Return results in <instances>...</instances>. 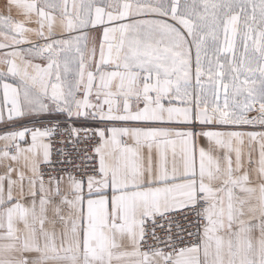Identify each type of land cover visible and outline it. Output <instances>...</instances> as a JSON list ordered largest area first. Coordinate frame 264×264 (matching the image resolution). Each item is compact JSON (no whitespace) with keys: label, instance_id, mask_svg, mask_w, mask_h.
<instances>
[{"label":"snow or ice","instance_id":"snow-or-ice-1","mask_svg":"<svg viewBox=\"0 0 264 264\" xmlns=\"http://www.w3.org/2000/svg\"><path fill=\"white\" fill-rule=\"evenodd\" d=\"M0 127V264H264V0H3Z\"/></svg>","mask_w":264,"mask_h":264},{"label":"built area","instance_id":"built-area-1","mask_svg":"<svg viewBox=\"0 0 264 264\" xmlns=\"http://www.w3.org/2000/svg\"><path fill=\"white\" fill-rule=\"evenodd\" d=\"M56 121H46V122H42L38 125V127H51L53 126V124ZM70 126L69 122H60L59 124V131H58V135L52 140V158H53V163L55 166L60 167L61 165L59 164V161L63 160V156L60 154V150L61 149H65L67 150L66 147V141L69 139L67 136V133L65 132V129L68 128ZM77 127H93L90 125H86V124H80V123H76ZM81 150H83L85 147H87V145H80L79 146Z\"/></svg>","mask_w":264,"mask_h":264},{"label":"crops","instance_id":"crops-1","mask_svg":"<svg viewBox=\"0 0 264 264\" xmlns=\"http://www.w3.org/2000/svg\"><path fill=\"white\" fill-rule=\"evenodd\" d=\"M2 2H3V0H0V3H2ZM57 115L58 114L45 115V116H42V117H39V118L26 120V121H24V123L27 126H29V127L38 126L42 122L56 121L55 118L57 117ZM59 121L60 122H66V120H65V118L63 116H59ZM77 123L86 124V125H90V126H93V127L96 126V123L94 121H80V122H77ZM0 131H3L2 127H0Z\"/></svg>","mask_w":264,"mask_h":264}]
</instances>
